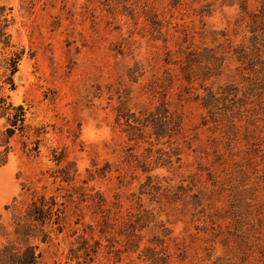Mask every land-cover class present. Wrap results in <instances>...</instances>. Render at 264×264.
Listing matches in <instances>:
<instances>
[{"label": "rangeland", "instance_id": "obj_1", "mask_svg": "<svg viewBox=\"0 0 264 264\" xmlns=\"http://www.w3.org/2000/svg\"><path fill=\"white\" fill-rule=\"evenodd\" d=\"M263 3L0 0V243L1 227L14 238L17 215L43 195L54 205L30 240L40 264H77L81 235L101 240L91 264H146V246L165 250L164 264H264V20L249 15ZM252 29L262 38L253 70L231 53ZM187 46L231 51L218 74L202 80L196 68L189 82L179 62ZM254 81L260 88L239 96L259 109L257 125L243 110L232 128V111L219 108L213 122L195 97L200 83ZM162 102L181 123L156 139L154 124L133 119ZM128 123L140 128L133 139ZM132 214L144 218L139 248L115 262L109 250L126 247ZM103 217L111 241L98 232Z\"/></svg>", "mask_w": 264, "mask_h": 264}, {"label": "trees", "instance_id": "obj_2", "mask_svg": "<svg viewBox=\"0 0 264 264\" xmlns=\"http://www.w3.org/2000/svg\"><path fill=\"white\" fill-rule=\"evenodd\" d=\"M241 8L245 10L247 9V6L242 4ZM249 15L253 20H257V18H261L262 20H264V3L263 7L260 8L257 13L253 12ZM251 32L253 34L250 37V44H241L239 46H236L235 48H233L231 53L235 55L237 60L241 61L242 63L247 64L248 62L253 70V66H255L257 62L256 60H254V58L257 56H259L260 58L261 49L258 44L260 43V40L262 38L261 34H258L255 29H252ZM224 35H226V33H224ZM185 38L187 40L186 36ZM263 44L264 42L261 43V45ZM186 48L187 49L183 51L184 56L183 58L179 59V62L181 73L183 74L184 79L189 82L194 79V76L196 74V68L200 70V76L202 77V80L209 79L212 75L218 74V72L215 71L216 68L220 67L221 65L217 64V61L219 60L222 62L224 54L227 52L229 53L231 51L227 48H223L224 50H222L221 53H218V51L207 46L201 47V49H193L190 48V46H187ZM166 61L169 60L166 59ZM258 62H260V60ZM262 62L264 63V61ZM261 69L264 70V65L261 67ZM251 80L252 79L250 77L244 78V81L248 83ZM246 85L225 83L223 85L217 86V88L214 89L213 86H206L203 83H200L201 88H203V92L197 94L195 97L201 100L202 105L205 109H207V112L211 115V121L213 122L217 121L214 111L218 110L219 108V110H226L224 114H227L229 111H232L230 115L232 128H235L236 126L234 120L243 115V110L247 111V113L251 111V114H247V119L249 123L257 125L256 122L258 118L255 117V119H253L252 115L259 112V109H262L260 107L264 105L262 97L263 94L262 92L257 93L260 98V100L258 98L259 109L244 108L246 104L252 103V100L245 101L244 96L246 95V93L241 92V96H239L240 91H246L247 94H250L256 92L260 88L255 81L252 84H249L246 89H243L242 87ZM191 88L192 85L190 86V88L186 87L185 91L190 92ZM228 101H230V104L228 103ZM232 104L233 106L237 107V110L233 111L234 109L230 108ZM15 108V120H20L23 122V107L21 105H18ZM157 108L158 109L156 110L162 109V111L159 113L167 115V118H158V112H151L145 118H141L143 121H141L139 117H134L133 121L136 123H143L145 121L147 122V124H154V135L156 139H160L165 136L171 137L173 135V132L176 131V128L179 127V123L181 122L180 120H178L177 123H174L172 121L170 116L171 113H169V108L167 107L166 102H162ZM131 115H129L128 118H130ZM203 122L204 124H207L208 119L204 118ZM128 125L130 129V132H128V134L129 136L132 134V137H130V139H133L135 138V133H137L136 129L138 131L140 128H138L137 125H133L130 123H128ZM36 148L37 146H34L29 151L35 150ZM4 162L5 161L3 160L0 162V164H3ZM90 175L94 177V171L90 170ZM97 196L101 197L99 193H97ZM97 204H99V201H97ZM53 205L54 203L50 202L49 199L47 200L43 195L37 199H34L30 204H28L25 213L22 215H17L18 218L17 220H15L17 227L15 230L16 236L14 238H8L9 236L7 230L1 227L3 232L2 235L5 236L6 241L0 243V264H40V254L37 252V245L32 244L30 240L35 236L33 232L34 228H36V226H34L37 224L36 221L45 223L46 218H49L52 214ZM100 212H102V210H100ZM132 216L135 217V219H130L128 225L129 232L127 231L126 233L128 238L126 247L124 249L112 248L111 250H109V252L113 251L114 254L112 255H114L115 257L113 261L115 262L121 260V255L123 252H135L139 248L140 235H138L136 231L138 229V224L140 223V221L144 220V218L138 214H132ZM98 226L99 234L111 241L112 238L108 237V234L111 232L112 223L108 220V218L103 217V219L99 220ZM83 230L86 231L85 229ZM43 237L45 239L47 237L46 234L43 235ZM90 240L91 237L89 238L85 237L84 235H81L80 240L78 241L79 245L76 248L71 249V256L72 258L77 260V264H91V253L92 255H96L98 253V247L101 246V240H97L94 243H90ZM111 245H113V243ZM81 251H83V254H80ZM168 256L169 254L165 250H157L153 246H146L143 252H141L138 257L142 258L146 262V264H164L167 261ZM81 257L82 259H80ZM127 264L135 263L134 261L130 260Z\"/></svg>", "mask_w": 264, "mask_h": 264}]
</instances>
